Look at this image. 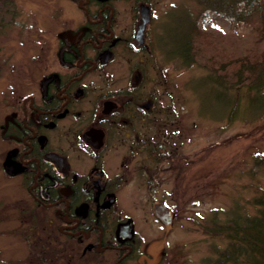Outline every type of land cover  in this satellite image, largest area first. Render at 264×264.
<instances>
[{
	"label": "flooded vegetation",
	"instance_id": "1",
	"mask_svg": "<svg viewBox=\"0 0 264 264\" xmlns=\"http://www.w3.org/2000/svg\"><path fill=\"white\" fill-rule=\"evenodd\" d=\"M62 1L43 63L0 103L1 231L28 264H163L185 214L187 131L151 73L162 0Z\"/></svg>",
	"mask_w": 264,
	"mask_h": 264
},
{
	"label": "rangeland",
	"instance_id": "2",
	"mask_svg": "<svg viewBox=\"0 0 264 264\" xmlns=\"http://www.w3.org/2000/svg\"><path fill=\"white\" fill-rule=\"evenodd\" d=\"M10 1L12 12L6 10L7 18L0 26V103L3 98L13 97L22 82L39 69L46 57L43 44L48 27L53 17L66 11L62 0ZM202 1L159 3L157 38L164 51L158 68L155 56L150 55L155 67L151 73L161 75L166 108L184 117L187 131L179 141L187 176L179 200L185 214L180 216L179 229L165 239L163 264H211L217 258L215 249L228 244L224 236L205 232L204 226L211 222L215 210L218 221L232 216L231 209L237 202L243 212L254 214L257 211L251 200L264 188V169L255 162L256 155L264 156V108L254 110L250 106L244 86L238 94L236 90L222 93L207 78L211 71L204 66L216 47H237V52L243 53L256 33L252 21L230 18ZM194 22L198 28L192 37L200 46L201 56L187 64L172 51L180 47L181 38L190 29L188 25L192 27ZM189 117L195 118L190 135ZM10 192L8 188L0 189V197H7ZM1 229L2 226L0 264H28V245L19 236Z\"/></svg>",
	"mask_w": 264,
	"mask_h": 264
},
{
	"label": "trees",
	"instance_id": "3",
	"mask_svg": "<svg viewBox=\"0 0 264 264\" xmlns=\"http://www.w3.org/2000/svg\"><path fill=\"white\" fill-rule=\"evenodd\" d=\"M210 6L222 10L228 17H234L244 22L252 21V29L256 36L253 42L246 45L243 53L230 48H214L208 63L211 73L207 76L225 91L236 90L237 94L242 86L245 87L251 107L256 110L264 108V0H203ZM0 26L6 20V10L12 12L10 0H0ZM208 4V5H209ZM5 5V6H4ZM3 8L5 10H3ZM186 35L181 38V57L185 63L195 62L201 56L200 46L194 43L192 34L197 32V25H188ZM193 28V29H191ZM192 31V32H191ZM255 162L264 169V156L259 153ZM251 203L256 213L246 214L241 209L240 202L231 209L232 216L218 221L217 212L211 222L204 227L205 232L212 235L224 236L228 244L224 248H216L217 258L211 264H264V188L253 197Z\"/></svg>",
	"mask_w": 264,
	"mask_h": 264
},
{
	"label": "water",
	"instance_id": "4",
	"mask_svg": "<svg viewBox=\"0 0 264 264\" xmlns=\"http://www.w3.org/2000/svg\"><path fill=\"white\" fill-rule=\"evenodd\" d=\"M148 20H149V12L146 13V17H145L144 20H143V25H142V26H144L145 23H146Z\"/></svg>",
	"mask_w": 264,
	"mask_h": 264
}]
</instances>
